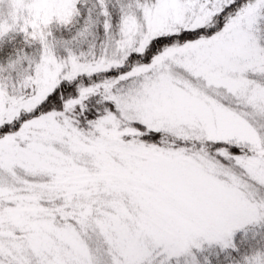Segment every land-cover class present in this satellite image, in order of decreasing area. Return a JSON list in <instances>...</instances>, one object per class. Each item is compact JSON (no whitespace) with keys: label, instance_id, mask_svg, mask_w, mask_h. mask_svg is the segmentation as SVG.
Listing matches in <instances>:
<instances>
[{"label":"snow or ice","instance_id":"snow-or-ice-1","mask_svg":"<svg viewBox=\"0 0 264 264\" xmlns=\"http://www.w3.org/2000/svg\"><path fill=\"white\" fill-rule=\"evenodd\" d=\"M0 264H264V0H0Z\"/></svg>","mask_w":264,"mask_h":264}]
</instances>
